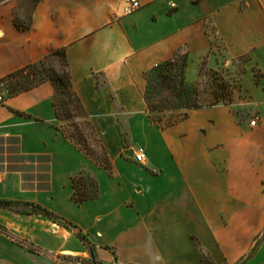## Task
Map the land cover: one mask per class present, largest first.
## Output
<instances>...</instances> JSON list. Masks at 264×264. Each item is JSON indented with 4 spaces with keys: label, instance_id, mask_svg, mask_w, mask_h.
<instances>
[{
    "label": "crops",
    "instance_id": "0c3cea01",
    "mask_svg": "<svg viewBox=\"0 0 264 264\" xmlns=\"http://www.w3.org/2000/svg\"><path fill=\"white\" fill-rule=\"evenodd\" d=\"M140 1L126 12L124 0H40L25 29L0 5V83L64 48L117 165L109 172L66 135L51 79L15 95L4 85L0 199L14 205L0 207V264H264V75L247 89L255 125L233 104L158 124L143 95L148 70L181 49L204 51L214 33L229 56L250 53L247 67L264 72V0ZM126 142L146 147L147 166L118 164ZM81 173L97 194L77 202ZM27 202L51 214L19 210Z\"/></svg>",
    "mask_w": 264,
    "mask_h": 264
},
{
    "label": "rangeland",
    "instance_id": "374dc122",
    "mask_svg": "<svg viewBox=\"0 0 264 264\" xmlns=\"http://www.w3.org/2000/svg\"><path fill=\"white\" fill-rule=\"evenodd\" d=\"M39 1L0 0V5H9L13 9L15 22L25 26L30 23L31 12ZM219 39L215 33L211 34L210 45L204 51L193 54L186 49H181L173 60L163 62L146 72L143 95L146 98L147 109H159V111H149L153 119L161 118L167 122L186 112L187 110L183 108L185 106H207L211 102L218 101L217 104H233L232 110L237 114L239 121L255 119L257 124L260 122L259 105L251 101L247 89L261 85L264 72L256 66L250 69L247 67L250 53L237 57L229 56L227 45ZM64 70L63 57L60 52H57L53 56L34 63L26 73L20 72L9 76L2 82L8 89L19 88V85L29 83V80L33 79L32 75H35L34 82H39L53 78L55 75H62ZM55 81L57 86L62 87L59 80ZM258 97H262V95ZM56 102L60 113L63 114L65 110L62 103L66 102L68 106L74 107L76 99L74 96L64 97L59 92ZM62 128L66 135L71 137L78 147L87 152L95 163L104 166L103 164L108 159L111 162L109 152L99 131L93 123L88 122L87 118L76 115L64 118L62 119ZM130 146L131 144L126 142L122 145L121 151L117 152L118 164L147 166L149 161L146 147L142 143H135L132 148ZM140 151L147 154L145 163L135 160V154ZM111 167L114 172V167L116 168L117 165L112 164ZM74 187V192L78 197H93L97 194V182L93 176L87 173L74 176ZM19 207V210L25 212L33 211L36 208L32 205ZM59 259L63 264L68 262L93 264L91 258L78 256H61Z\"/></svg>",
    "mask_w": 264,
    "mask_h": 264
},
{
    "label": "trees",
    "instance_id": "16d2710c",
    "mask_svg": "<svg viewBox=\"0 0 264 264\" xmlns=\"http://www.w3.org/2000/svg\"><path fill=\"white\" fill-rule=\"evenodd\" d=\"M18 24V23H17ZM30 24L31 23H29L28 25H25V26H21L20 24H18L19 25V27H22V28H29L30 27ZM57 52H60L61 53V55H62V57H63V60H64V66H65V70H64V73H62V75H55L53 78H50L53 82H54V84H55V89H56V92H55V105H56V107H57V113H58V116H59V118L62 120V119H64V118H70V117H73L74 115H76V116H83V117H85V118H87L88 119V122L89 123H91L92 124V122H91V120L89 119V117H88V113H87V111L85 110V107L83 106V103L81 102V100H80V98H79V96H78V94L76 93V91H75V89H74V85H73V81H72V78H71V74H70V71H69V66H68V60H67V56H66V52H65V49L64 48H60L58 51H54V52H52V53H50V54H48L45 58H47V57H49V56H53V55H55ZM176 55V54H175ZM175 55L172 57V58H170L169 60H167V61H171V60H173L174 58H175ZM43 60V59H42ZM166 62V61H165ZM34 63H32V64H29L28 66H26V67H24L23 69H21V70H19V71H16V72H14V73H12L11 75H9V76H13V75H15V74H18V73H20V72H27V69H29L32 65H33ZM158 66V65H157ZM8 76V77H9ZM32 80L30 81L29 80V83H27V84H23V85H19V88H11V89H8V93L10 94V95H15V94H18V93H20V92H22V91H25V90H28V89H30L31 87H34V86H36V85H38L39 83H41L42 81H39V82H34V78H35V75H32ZM57 79V81L59 80L60 81V84L62 85V87H59V86H57V83H56V80ZM182 83H184V82H182ZM61 91H60V90ZM59 92H61L62 94H63V96L64 97H68V96H74L75 97V99H76V104L74 105V107H70V106H68L67 105V103L66 102H63L62 103V105L64 106L63 107V109L65 110V113H63V114H61L60 113V109H59V106H58V104H57V95H58V93ZM185 92V91H184ZM145 98V97H144ZM145 101H146V98H145ZM147 103V102H146ZM218 103V101H214V102H211L209 105H215V104H217ZM147 105V104H146ZM198 107H203V106H201V105H194V106H185V107H183V108H185L187 111L186 112H184V113H182V115L181 116H176L175 118H173L172 120H170V121H167V122H165V125H170V124H173L174 122H176L177 120H179V119H182V118H186L188 115H189V111L192 109V108H198ZM165 109H167V108H165ZM165 109H163V110H165ZM176 109H178V108H176ZM148 110V112L149 111H159V109H157V108H153L152 110H149V109H147ZM161 110V109H160ZM71 111H73V114H71ZM150 113V112H149ZM150 117H151V115H150ZM151 120L153 121V122H155V123H158V124H162V119L161 118H157L156 120L155 119H153L152 117H151ZM69 137V136H68ZM71 140H72V138L71 137H69ZM73 142H74V140H72ZM75 143V142H74ZM76 144V143H75ZM104 166H105V168H107L108 170H109V172H113L112 171V167H111V162L109 161V159L105 162V164H103ZM73 198L77 201V202H83L84 200H87V199H89V198H91V197H89V196H84V197H78L77 195H76V193L74 192V194H73ZM13 202L12 201H9V200H5V199H0V207H13ZM25 205H32L33 207H36V208H34L33 209V211H38V212H41V213H46V214H51L48 210H46V209H44V208H42L41 206H39V205H37V204H35V203H30V202H27V203H25ZM79 237L86 243L87 242V238H86V236H85V234H83V233H79Z\"/></svg>",
    "mask_w": 264,
    "mask_h": 264
},
{
    "label": "built area",
    "instance_id": "2783aa9c",
    "mask_svg": "<svg viewBox=\"0 0 264 264\" xmlns=\"http://www.w3.org/2000/svg\"><path fill=\"white\" fill-rule=\"evenodd\" d=\"M126 3L125 11L126 12H132L138 8L141 7V1L140 0H124ZM4 101V84L3 82L0 83V102ZM256 120L254 119L251 121L252 125L256 124ZM135 160L139 163H145L147 160V154L144 151L137 152L135 154Z\"/></svg>",
    "mask_w": 264,
    "mask_h": 264
}]
</instances>
